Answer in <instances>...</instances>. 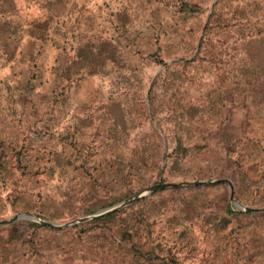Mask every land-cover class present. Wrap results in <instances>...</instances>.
<instances>
[{
  "label": "rangeland",
  "instance_id": "374dc122",
  "mask_svg": "<svg viewBox=\"0 0 264 264\" xmlns=\"http://www.w3.org/2000/svg\"><path fill=\"white\" fill-rule=\"evenodd\" d=\"M216 179L264 207V0H0V220L88 217L0 264H264L227 182L132 200Z\"/></svg>",
  "mask_w": 264,
  "mask_h": 264
},
{
  "label": "water",
  "instance_id": "95a60500",
  "mask_svg": "<svg viewBox=\"0 0 264 264\" xmlns=\"http://www.w3.org/2000/svg\"><path fill=\"white\" fill-rule=\"evenodd\" d=\"M223 182H227L231 188V192H230V201L240 210H245V211H251V212H264V207L263 208H255V207H249V206H244L243 204H241L240 202H238L237 200H235L234 198V187L233 184L231 183L230 180L228 179H216V180H211V181H204V180H194V181H183V182H164V183H157L154 184L150 187H148L142 194H139L137 196H135L134 198H132V200L144 195V194H148L151 193L155 190L158 189H164V188H175V187H180V186H189V185H203V184H208V183H223ZM131 201V200H129ZM128 202V201H127ZM127 202L121 203L119 204L117 207L118 208L124 204H126ZM113 208V209H115ZM88 217L83 216L80 217L76 220H72L69 222H65V223H57V222H53V221H49V220H45L40 218L39 216H37L36 214L33 213H18L13 215L10 218L7 219H3L0 220V226L4 225V224H10L13 223L14 221L18 220V219H26V220H33V221H37L40 222L42 225H45L47 227H51V228H60V227H65V226H70L73 225L79 221H83L85 219H87Z\"/></svg>",
  "mask_w": 264,
  "mask_h": 264
},
{
  "label": "trees",
  "instance_id": "16d2710c",
  "mask_svg": "<svg viewBox=\"0 0 264 264\" xmlns=\"http://www.w3.org/2000/svg\"><path fill=\"white\" fill-rule=\"evenodd\" d=\"M186 9V8H185Z\"/></svg>",
  "mask_w": 264,
  "mask_h": 264
}]
</instances>
